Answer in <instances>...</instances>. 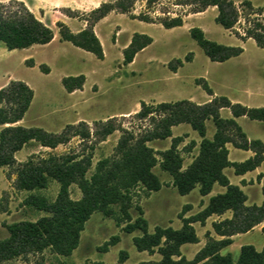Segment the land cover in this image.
Returning a JSON list of instances; mask_svg holds the SVG:
<instances>
[{"label": "rangeland", "instance_id": "1", "mask_svg": "<svg viewBox=\"0 0 264 264\" xmlns=\"http://www.w3.org/2000/svg\"><path fill=\"white\" fill-rule=\"evenodd\" d=\"M10 1L0 0V3L7 4ZM36 1L41 3L42 0ZM233 1L239 10V20L233 29L226 30L216 22L217 8L209 7L204 12L193 13L192 7L180 4V0H159L151 7L138 0L131 14L116 12L99 24L98 33L103 43L104 60L71 43L62 42L60 37L47 45L14 51H9L0 42V87L14 79L27 83L34 91L32 104L20 125L25 128H42L57 134L63 132L68 125L85 122L91 133L87 139L71 137L67 144L56 149L32 142L16 153L18 163L27 162L30 158L43 159L50 155L73 156L90 160L91 167L87 173L90 176L101 160L119 157L117 148L124 135L132 134L134 138L140 139L157 128L159 116L150 115L144 119L138 117L142 102L157 105L188 100L205 104L213 97H226L232 103H240L250 108L264 107V49L257 46L253 39L246 37V31L254 21L260 20L264 23V0ZM247 2L251 3L252 8L247 7ZM79 13V21L90 16V12ZM141 13L154 19L181 16L184 23L180 27L166 29L159 23H145L132 18V15L138 16ZM36 15L48 26H52L59 36V12L36 11ZM77 25L78 23H74L73 28H77ZM193 28L202 29L210 41L224 46L240 47L243 52L225 62H213L191 37L190 31ZM136 33L148 35L153 42L139 52L131 64L126 65L123 51ZM187 57H190V61ZM29 59L33 60L34 66L26 63ZM42 65L50 69L48 74L42 71ZM80 75L86 77L83 89L68 92L62 80ZM203 81L212 89L213 96L203 89ZM220 113L223 119L232 118L229 109H222ZM111 119L118 129L103 141L97 133L101 130V124ZM236 121L248 139L261 140L264 143V122L247 117H240ZM206 125L207 138L212 139L216 126L212 120H208ZM83 128L86 126L83 125L77 130ZM172 133L170 138L147 143L159 160L153 171L159 177L162 188L156 192H149L142 186L133 188L130 191L127 216L119 205L112 206L113 213L109 216L95 212L85 224L78 248L70 256L57 255L50 249H45L43 252H29L5 259L0 264H141L160 261L161 255L158 252L151 254L137 250L134 238L142 236L143 233L140 230L127 233L124 230L126 225L134 223L142 212V217L148 223L149 233H154L157 227L179 230L183 227L184 218L198 215L211 197L225 191L223 186L215 184L208 196H202L199 187L187 195L179 194L173 185L172 176L160 168L159 153L172 146L173 138L181 137L183 140L178 145V150L185 169L198 156L201 137L189 124L174 126ZM229 147L230 160L234 162L252 155V152L235 149L232 145ZM17 168L18 165L0 168V241L9 237L8 225L22 221L34 222L48 215L25 204L30 195L54 202L60 189L59 183L51 179L46 189L20 191L15 186ZM224 172L233 185L240 183L233 168H226ZM253 177L247 180L244 189L248 196L247 205H258L263 201L264 181L260 186L258 182L261 178ZM70 198L75 201L82 198L77 184L70 187ZM231 217L232 213L221 217L214 215L205 224L193 223L199 242L183 245L182 256L192 261L210 238H219L213 230V223ZM113 239H117L116 244H111ZM240 244L254 245L261 250L264 236L256 232L238 239L230 250L235 259L239 257ZM228 252V248L223 250V254ZM121 253L127 255L124 263H121Z\"/></svg>", "mask_w": 264, "mask_h": 264}, {"label": "trees", "instance_id": "2", "mask_svg": "<svg viewBox=\"0 0 264 264\" xmlns=\"http://www.w3.org/2000/svg\"><path fill=\"white\" fill-rule=\"evenodd\" d=\"M138 0H114L102 3L90 12V16L83 18L87 27L79 33H73L63 22H58L59 36L62 42H69L73 46L94 54L98 59L105 58L102 44L94 32V26L111 12L131 14ZM151 7L159 0H141ZM180 4L192 7L193 13H201L209 7H216L217 24L226 30L233 29L239 20V10L233 0H180ZM252 8L250 2L246 3ZM64 13L72 18H80L79 11L65 9ZM145 23H159L166 29L183 25L181 16L152 18L148 14L132 15ZM92 17V18H91ZM191 37L197 42L206 56L213 62H225L239 56L243 49L217 44L206 38L200 28L190 31ZM246 37L253 39L257 46L264 49V23L256 20L246 31ZM54 38V31L39 20L28 6L19 0L9 3H0V42L9 51L27 49L34 45H47ZM152 38L145 34L136 33L129 46L124 49V64L134 61L135 56L151 45ZM190 61V57H187ZM32 63V59L26 61ZM182 65V62L179 61ZM44 73L50 69L42 65ZM176 69V68H174ZM86 77H65L62 83L65 89L72 93L82 90ZM203 89L213 96V91L203 81ZM34 99V91L23 81L12 80L0 89V168L18 165L15 186L20 191L34 192L46 189L51 179L59 185V193L54 202H48L44 197L30 195L26 205L48 213L37 221H22L7 226L9 237L0 241V262L29 252H43L50 249L61 256H70L79 246L81 233L85 224L95 212L104 215L113 213L112 206L119 205L127 216L130 204V191L142 186L149 192H156L162 188L159 177L154 168L159 164L156 154L147 143L157 139L172 137V128L180 124H189L201 137L199 154L185 169L183 158L178 145L181 137L173 138L172 146L159 155L160 168L168 172L173 178V185L181 195L191 193L199 187L202 196H208L215 184L223 186L224 193L217 194L209 199L206 207L198 215L184 218L183 227H157L154 233L148 232V223L142 217L129 223L125 232L142 231L143 235L134 238V245L138 251L149 253L158 252L160 261H148L141 264H264V248L259 251L253 245H244L240 249L237 259L231 253L223 254L224 249L233 244L232 237L252 231L264 222V201L261 205H247L248 197L237 185L230 183L225 174L226 168H233L236 175H244L256 170L264 162V143L261 140H250L236 119L247 117L251 120L264 122V107L250 108L240 103H232L226 97H214L205 104H196L188 100L177 102H163L157 105L141 104L137 114L140 118L150 115L160 117L157 128L148 135L136 139L132 134L124 135L119 142L117 159L101 160L94 173L87 176L91 167L90 160L77 159L71 156L50 155L47 158L19 164L16 153L32 142L39 143L45 148L56 149L67 144L71 137L80 136L82 139L90 137V129L85 122L78 125H68L61 133H49L42 128H25L18 125ZM229 109L232 118L223 119L220 111ZM212 120L216 126L212 139L207 138L206 122ZM86 126L81 130V126ZM97 135L101 140L113 134L118 128L112 119L101 124ZM126 134V133H125ZM228 144L245 151H252L254 156L244 162L229 160ZM77 184L82 192L80 200L70 198V187ZM264 197V187L262 189ZM232 213L226 218L213 223L216 235L222 237L217 240L210 238L206 246L196 257L189 261L181 254V247L185 244H196L199 238L193 223L205 224L213 215L222 216ZM264 232V228H263ZM113 239L111 244H116ZM127 259L121 253V263Z\"/></svg>", "mask_w": 264, "mask_h": 264}, {"label": "crops", "instance_id": "3", "mask_svg": "<svg viewBox=\"0 0 264 264\" xmlns=\"http://www.w3.org/2000/svg\"><path fill=\"white\" fill-rule=\"evenodd\" d=\"M41 1V0H40ZM23 2H25V4H27L31 10V12H33V14L37 17L36 15V11H42V12H45V11H55V12H59L61 14V17H60V21L59 22H63L65 23L73 33H79L81 32L82 30H84L86 27H87V22L85 20H81L79 21L78 18H72V17H69L67 16L65 13H64V10L65 9H71L72 11H79V12H91L92 10L98 8L102 3H107L109 2V0H42L41 3H39L38 1L36 0H23ZM37 4H39V6L37 7ZM213 8H216V7H213ZM36 10V11H35ZM113 13H116V12H111L110 14H108L105 18H103L102 20H100L95 26H94V32L96 34V36L99 38L101 44L102 43V40H101V37L98 33V27H99V24L101 22H103L104 20L108 19L109 16ZM125 15V14H123ZM38 18V17H37ZM39 19V18H38ZM41 20V19H39ZM42 22H44L43 20H41ZM45 23V22H44ZM74 23H78L77 25V28H73V24ZM46 24V23H45ZM47 25V24H46ZM50 28L54 29L52 26H49ZM54 31V30H53ZM58 37L60 36H57V34L54 32V39H57ZM69 43V42H67ZM36 46V45H34ZM33 47V46H32ZM30 47V48H32ZM103 47V45H102ZM2 49V48H1ZM29 49V48H28ZM4 50V49H3ZM14 51V50H13ZM103 51H104V48H103ZM104 56H105V52H104ZM105 59V58H104ZM103 59V60H104ZM14 80V79H12ZM10 80V81H12ZM10 81H8L4 86H6ZM86 82V81H85ZM3 86V87H4ZM3 87H0L3 88ZM84 87V86H83ZM73 93V92H72ZM214 98V97H213ZM212 100V99H211ZM210 100V101H211ZM22 122V121H21ZM21 122L18 123V125L21 124ZM229 145L231 144H228L227 147L229 149V160H230V155H231V149L229 147ZM237 149V148H235ZM241 150V149H239ZM245 151V150H243ZM247 152H252V151H247ZM254 156V153L252 152V155L247 157V159L251 158ZM247 159H243L241 161H238V162H244L246 161ZM231 162H234L232 160H230ZM236 162V161H235ZM264 173V162L262 163V165L260 167H258L256 170L254 171H251V172H248L244 175H237L239 176V184L237 186H239L243 191L244 189H246V183H247V180H249V178H254L253 176H257V179L261 178L260 179V182H258V184L260 186H262L263 184V181H264V176L262 177V174ZM259 176V177H258ZM229 178V177H228ZM230 183L232 184L231 180L229 179ZM255 181V179H254ZM263 188V187H262ZM226 190V189H225ZM225 191H223L224 193ZM263 194V193H262ZM248 197V196H247ZM263 201H264V197H263ZM262 201V203H263ZM261 203V204H262ZM261 204H258V205H261ZM257 205V204H256ZM227 213H231V212H227ZM226 213V214H227ZM225 215V214H224ZM214 216V215H213ZM217 216V215H216ZM223 216V215H222ZM218 217H221V216H218ZM263 228H264V222L261 223L260 225L256 226L252 231L248 232V233H245V234H238V235H235L232 237L233 239V244L228 248L229 249V252L230 253V250L236 245L237 243V240L238 239H241V238H244V237H247V236H251L253 234H255L256 232L258 233H261L263 234L264 236V232H263ZM219 238L217 240H220L222 239V237L218 236ZM244 245H250V244H240L238 246L239 249H241L242 246ZM254 246V245H253ZM255 247V246H254ZM256 248V247H255ZM264 248V244L261 248V250ZM257 249V248H256ZM258 250V249H257ZM259 250V251H261ZM223 253V251H222Z\"/></svg>", "mask_w": 264, "mask_h": 264}]
</instances>
